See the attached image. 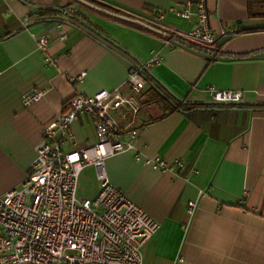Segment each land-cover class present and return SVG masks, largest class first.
<instances>
[{"label": "crops", "instance_id": "1", "mask_svg": "<svg viewBox=\"0 0 264 264\" xmlns=\"http://www.w3.org/2000/svg\"><path fill=\"white\" fill-rule=\"evenodd\" d=\"M96 1L151 22L158 11L191 0ZM247 3L207 0L213 31L237 34L210 46L196 43L203 48L184 40L173 48L165 44V31L74 0H0V196L32 173L43 127L64 113L75 92L94 96L120 88L129 94L130 68L158 56L161 64L144 73L136 150L106 162L111 183L160 224L142 247L144 264H264V19H250ZM162 24L187 33L195 20L169 15ZM37 35L50 40L46 55ZM64 74L85 78L73 86ZM210 86L242 92L246 104L212 105ZM32 90L45 97L26 107L23 96ZM72 131L79 148L96 142L87 116ZM136 151L181 159L186 169L156 171L137 162ZM89 169L95 187L83 199L99 193ZM191 201L197 204L193 215L187 212Z\"/></svg>", "mask_w": 264, "mask_h": 264}, {"label": "built area", "instance_id": "2", "mask_svg": "<svg viewBox=\"0 0 264 264\" xmlns=\"http://www.w3.org/2000/svg\"><path fill=\"white\" fill-rule=\"evenodd\" d=\"M169 15L194 19L195 26L187 33L165 30L162 23ZM150 23L165 31V44L173 48L181 40L210 46L223 36L237 34L235 30L213 31L207 0L160 10ZM35 38L46 55L50 40L46 36ZM46 63L53 60L46 57ZM160 64L161 58L155 56L140 67H131L126 82L129 94L120 88L102 90L94 96L75 92L65 103L64 113L43 127V142L32 173L18 188L0 196V264H144L142 247L159 231L160 224L111 183L106 162L136 150L139 98L147 88L144 73ZM64 77L75 86L85 74ZM206 92L219 104L243 101L242 92L221 91L214 86ZM45 94L32 90L23 96V102L31 107ZM83 116L93 121L96 142L79 148L72 127ZM66 146L72 150L65 151ZM135 159L162 173L186 169L181 159L148 158L138 151ZM89 168L95 170L99 193L93 199H81V175ZM196 208V202H189L188 214L193 215Z\"/></svg>", "mask_w": 264, "mask_h": 264}, {"label": "trees", "instance_id": "3", "mask_svg": "<svg viewBox=\"0 0 264 264\" xmlns=\"http://www.w3.org/2000/svg\"><path fill=\"white\" fill-rule=\"evenodd\" d=\"M76 2H78L79 4L85 6V7H89V8H93L95 10H98L100 12H104L107 14L112 15L113 17L117 18V19H121L123 21L129 22V23H133V24H137V25H142L143 27H145L146 29L152 30V31H156V32H163V30H161L159 27L153 25L152 23L148 22V21H143L140 18L134 17L130 14L127 13H123L120 10H117L109 5H106L104 3H101L99 1L96 0H74ZM248 15L250 19H264V0H248ZM71 16H73L74 18L78 19L79 21H81L82 23L86 24L87 26L89 25L88 20L78 14V13H74V14H70ZM165 34V32H163ZM187 44L198 47V48H203L201 45H198L194 42H190V41H186L184 40ZM264 108V105L262 106Z\"/></svg>", "mask_w": 264, "mask_h": 264}, {"label": "rangeland", "instance_id": "4", "mask_svg": "<svg viewBox=\"0 0 264 264\" xmlns=\"http://www.w3.org/2000/svg\"><path fill=\"white\" fill-rule=\"evenodd\" d=\"M94 170V169H93ZM89 172H85L82 176L78 197L83 199L86 196H89L95 187V180L93 178V172L88 169Z\"/></svg>", "mask_w": 264, "mask_h": 264}, {"label": "water", "instance_id": "5", "mask_svg": "<svg viewBox=\"0 0 264 264\" xmlns=\"http://www.w3.org/2000/svg\"><path fill=\"white\" fill-rule=\"evenodd\" d=\"M104 12H107V11H104ZM212 105H231V104H219V103H211ZM243 104H246V103H243V102H241V103H239L238 105H243ZM250 105H258V103H250ZM250 112L251 111H254V110H249Z\"/></svg>", "mask_w": 264, "mask_h": 264}]
</instances>
